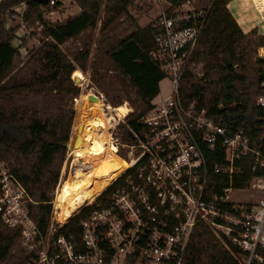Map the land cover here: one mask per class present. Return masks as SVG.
I'll list each match as a JSON object with an SVG mask.
<instances>
[{"label":"built area","instance_id":"obj_1","mask_svg":"<svg viewBox=\"0 0 264 264\" xmlns=\"http://www.w3.org/2000/svg\"><path fill=\"white\" fill-rule=\"evenodd\" d=\"M165 3L149 24V55L169 79L170 92L140 118L142 133L132 131L136 142L131 147L141 153L119 177H124L122 185L110 195L108 206L80 219L77 233L66 228L69 220L60 224L54 216L42 230L28 207L33 202L28 192L0 161V222L19 232L20 249L29 255L24 264H182L198 224L227 238L236 250L226 247L238 264H264L263 138L255 145L241 129L207 116L195 103H183L180 82L194 62L211 5ZM11 11L22 24L25 1ZM255 105L264 109V95L256 97ZM260 121L264 130V118ZM209 155L221 160L210 165ZM244 167L251 173L246 187L255 201L235 203L230 195L246 187L234 188L232 182Z\"/></svg>","mask_w":264,"mask_h":264},{"label":"trees","instance_id":"obj_2","mask_svg":"<svg viewBox=\"0 0 264 264\" xmlns=\"http://www.w3.org/2000/svg\"><path fill=\"white\" fill-rule=\"evenodd\" d=\"M23 1L27 6L24 19L32 16L42 23L44 39L24 62L17 63L18 51L10 41L14 30H5L2 18L9 8ZM72 1L77 3L80 12L61 23L50 25L42 20L41 15V9L50 6L49 0L45 3L0 0V158L13 160L11 171L33 201L28 203V207L42 230L49 223L52 208L49 192L57 183L70 136L73 100L80 94L72 73L76 65L85 71L89 54L85 48L71 60L59 46L95 28L103 2ZM132 1L107 0L101 30L116 18L127 16V7ZM229 1L214 0L211 3L193 55V61L199 59L203 64V76L194 78L190 71H186L180 82L179 95L183 103H195L198 109L206 111L207 116L222 119L232 130L241 129L255 145L262 136L264 154V130L259 129L264 109L255 105L256 97L264 95L261 87L264 60L253 61L252 51L248 46H242L251 33L244 34L240 30L226 9ZM258 40L260 45L264 35H259ZM151 45L149 25L137 27L106 51L112 68L122 79L101 73L99 70L103 68L100 65L92 69L91 81L105 93L108 103L119 105L115 98L118 92H123L135 109L126 116L124 124L117 126L125 145L136 142L132 131L142 133L143 126L139 120L150 110L152 100L159 94V82L165 78L150 58ZM122 81L127 82L126 86ZM132 92L133 97L130 96ZM209 156L210 165L221 160V157ZM259 174L264 175V169L259 170ZM250 175L244 167L242 176L233 179V187H246ZM123 178L107 186L92 205L69 220L66 228L77 233L80 219L94 209L108 206L110 195L122 185ZM215 190L219 191V187ZM224 242L230 251L236 250L225 237ZM229 250L207 226L198 224L189 238L182 264H238ZM261 254L264 257V250ZM28 259L29 255L20 249L19 232L0 222V264H24Z\"/></svg>","mask_w":264,"mask_h":264},{"label":"rangeland","instance_id":"obj_3","mask_svg":"<svg viewBox=\"0 0 264 264\" xmlns=\"http://www.w3.org/2000/svg\"><path fill=\"white\" fill-rule=\"evenodd\" d=\"M213 1L214 0H196V6L205 7L211 5ZM106 4L107 0H103L100 7L99 19L95 28L85 31L82 35L77 38L66 41L65 43L60 45L59 48L71 60L73 59L74 55L80 50L87 48L89 51L88 58L85 63V71H82L76 65V69H78L85 78V84L83 86H79L78 84L74 83L77 87H79L80 94L76 99L73 100V109L75 108L76 102L84 98L85 92L91 91L92 94L97 95L101 99L104 105L115 107L125 104L130 109L129 113H131L135 109L125 99L123 92H118V96L115 98L119 102V105H111L107 102L105 93L101 91L98 86L91 81L92 69L95 65H100L103 68L99 70L101 73L106 74L107 76L115 77L118 80L119 78L122 79L118 75V73L112 68L106 51L117 40L135 31L137 27L144 28L148 26L165 9L166 3L165 0H133L132 3L127 7V16L122 15L116 18L113 23H111L109 26H107L105 30L102 31V20L105 15ZM17 5L13 7H16ZM13 7L9 8L5 12L2 20L4 23L5 30H14L13 36L10 41L13 47L18 45L17 51L19 57L17 63H21L27 59L29 53L33 52L37 47L41 45L44 36L41 33L42 28L38 27V23L40 22L38 20H35L32 16H30L28 19H24L23 17L22 24L20 23V20L15 17H12V13H15L11 11ZM76 11H78V13L80 12V8L76 2L72 0H54L53 6L41 9V15L42 20L44 22L50 25H54L63 22L65 19L72 16ZM49 12H52V14H49ZM249 33L251 34L246 36L242 46L246 45L248 46L250 51H252L253 61L257 59L264 60V40L261 42L260 45L257 44L260 41L258 40L259 35L264 34H260L258 29H254ZM15 37H18L19 40H17ZM74 64L76 63L74 62ZM188 71L192 73L194 78H201L203 76L202 62L199 59L194 60V62L190 64V68ZM96 79H98V77ZM121 83L124 86H126L127 84L126 81H122ZM170 88L171 83L168 78H164L163 80H161L159 82V94L152 100V103L156 102L160 98L166 97L170 92ZM130 96L133 97V92L130 94ZM111 113L113 112L111 111ZM74 116L71 124L72 127L70 130V136L75 123ZM126 116L120 119L118 117H115L116 121L112 122V126L108 129L111 135L110 138L112 139V142L114 144L110 142L111 139L106 143V153L99 154L96 152H88L84 157H80L79 159L73 162V158L70 155L69 147L66 143V151L60 163V171L57 183L49 192V195L51 196L50 203L52 206L50 219L54 216V219L57 222L62 221L61 217L59 216L60 214H57L55 211L54 199L56 195L55 191L57 190V187L59 186L62 178H64L66 174L71 172L73 175L81 176V178L89 184V194H87L82 203L83 209L86 206L92 205L94 203V199L98 195L97 190L101 188L104 190L109 185V183L114 177V171L117 174L121 172L124 168L128 169L130 165L133 164V162L139 156V154L141 153L139 148L131 147L133 144H122L121 134L117 129V126L119 124H124ZM116 140L119 143L118 151L114 142ZM0 161L6 163L9 167H12L14 165L13 160L9 157H1ZM230 198L231 200H234L235 203H246L250 201H255V194L252 192V190L246 187V189L242 191H234L230 195ZM209 230L215 236V238L227 249L226 243L222 238V234L219 232L214 233L211 229Z\"/></svg>","mask_w":264,"mask_h":264},{"label":"bare ground","instance_id":"obj_4","mask_svg":"<svg viewBox=\"0 0 264 264\" xmlns=\"http://www.w3.org/2000/svg\"><path fill=\"white\" fill-rule=\"evenodd\" d=\"M226 6L244 34L254 29H258L260 34H264V0H230ZM72 77L78 79L79 86L85 84V78L78 69L73 71ZM91 94V91L85 92L84 98L75 104V123L69 146L73 162L88 152L106 153V143L111 139L108 129L112 126V122L116 121L117 117L120 119L130 112L125 104L111 107L104 105L100 98L97 101H90L89 95ZM78 138L79 142L75 144ZM125 170L127 169L124 168L117 174L114 171V177L109 185L118 179ZM55 192V211L60 214L62 219L58 223L64 224L62 222L68 221L82 209V203L89 194V184L81 176L73 175L70 172L62 178ZM97 192L100 195L103 189H99Z\"/></svg>","mask_w":264,"mask_h":264},{"label":"water","instance_id":"obj_5","mask_svg":"<svg viewBox=\"0 0 264 264\" xmlns=\"http://www.w3.org/2000/svg\"><path fill=\"white\" fill-rule=\"evenodd\" d=\"M33 1H36V2H39V3H45L46 2V0H33ZM72 80H73V82L75 84H77L78 79H75V78L72 77ZM89 100L90 101H97V100H99V97L97 95L91 94V95H89ZM78 142H79V138L76 139L75 144H77ZM67 146L68 147L70 146V136H69V139H68V142H67Z\"/></svg>","mask_w":264,"mask_h":264},{"label":"crops","instance_id":"obj_6","mask_svg":"<svg viewBox=\"0 0 264 264\" xmlns=\"http://www.w3.org/2000/svg\"><path fill=\"white\" fill-rule=\"evenodd\" d=\"M76 14H78V11H76L73 15H76ZM73 15H72V16H73Z\"/></svg>","mask_w":264,"mask_h":264}]
</instances>
